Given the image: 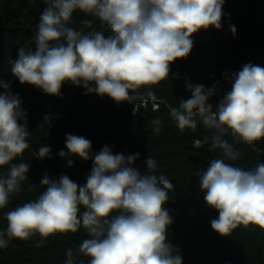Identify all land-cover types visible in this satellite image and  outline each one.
Here are the masks:
<instances>
[{"label": "clouds", "instance_id": "9594fccd", "mask_svg": "<svg viewBox=\"0 0 264 264\" xmlns=\"http://www.w3.org/2000/svg\"><path fill=\"white\" fill-rule=\"evenodd\" d=\"M225 0H44L35 31L36 49H18L11 72L21 85H30L47 95L59 96L65 83L82 86L85 94L107 95L117 103L135 99L133 93L169 78L170 65L186 58L194 33L210 27L220 30ZM98 18L111 34L83 31L69 26L75 12ZM82 24L92 28L91 20ZM235 35V26H230ZM231 91L224 94L216 110L208 101L214 89L188 84L191 98L178 107L169 105L171 118L184 131L197 129L198 121L212 130L211 147L222 158L196 173L206 204L218 212L211 221L220 236H230L239 226L264 229V163L244 170L226 163L241 153L225 137L252 145L264 138V68L246 64L233 75ZM0 209L22 191L30 169L28 163H12L29 148L28 113L11 84L0 80ZM149 95H152L149 92ZM161 131V120L152 121ZM207 142V137L205 138ZM62 158L78 156L93 160L86 183L78 185L67 175L53 178L47 173L37 199L6 213L7 228L0 231V249L13 239L27 241L40 236L77 232L88 238L74 251H66L65 264L76 256L89 257L88 264H183L178 248L167 241L173 218L164 207L174 189L163 174L156 175V161L146 158L147 171L135 167L139 153L114 154L105 145L92 154L91 141L66 135ZM51 158L50 147L39 148L38 158ZM74 161L68 159L71 167ZM37 186L29 184L33 190ZM81 208L84 209L81 212ZM40 246V245H37ZM82 264V262H81Z\"/></svg>", "mask_w": 264, "mask_h": 264}, {"label": "trees", "instance_id": "16d2710c", "mask_svg": "<svg viewBox=\"0 0 264 264\" xmlns=\"http://www.w3.org/2000/svg\"><path fill=\"white\" fill-rule=\"evenodd\" d=\"M45 7L44 0H0V80L9 82L11 91L21 97L30 131L29 148L12 162L30 164L27 180L21 185L22 191L12 195L9 204L0 209V231L7 228V212L37 199L45 190L40 186L45 173L57 179L65 174L78 185L86 183L93 160L58 155L61 150L68 151L66 135L72 134L91 141L93 156L105 145L114 154L139 153L134 166L141 173L147 171V157L156 161L155 174H163L174 186L164 205L173 218L167 241L179 249L183 264H264V229L239 226L226 237L212 229L211 221L218 212L206 204L196 173L205 170L212 160L222 158L223 153L211 147L212 130L198 121L195 131H181L168 107H178L181 100L191 98V91L184 85L187 81L214 89L208 103L215 111L220 99L231 91L233 75L244 65L264 68V0H225L220 30L210 27L194 33L190 54L170 65L168 79L138 89L133 93L135 99L121 103L107 95L85 94L82 86L71 83L63 85L59 96L47 95L33 86L21 85L13 76L11 62L17 58L18 49H36L34 34ZM83 20H91L92 28L83 25ZM69 26L111 34L98 18L79 11L73 14ZM230 26H235V35ZM156 118L161 120L158 134L152 125ZM225 138L241 153L238 159L226 163L244 170L264 163V138L252 145L236 142L231 135ZM43 146L50 147L51 158H38ZM68 159L74 161L71 167ZM9 167H0V174H6ZM30 183L37 187L30 190ZM86 238L81 227L75 233L50 235L42 244L38 234L27 241L13 239L7 248L0 249V264H65L67 249L75 251ZM89 259L79 255L74 264H88Z\"/></svg>", "mask_w": 264, "mask_h": 264}, {"label": "built area", "instance_id": "2783aa9c", "mask_svg": "<svg viewBox=\"0 0 264 264\" xmlns=\"http://www.w3.org/2000/svg\"><path fill=\"white\" fill-rule=\"evenodd\" d=\"M188 84H189V83H188L187 81L184 82V85H185V88H186L187 91H189V90H188V87H187Z\"/></svg>", "mask_w": 264, "mask_h": 264}]
</instances>
